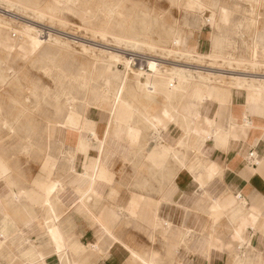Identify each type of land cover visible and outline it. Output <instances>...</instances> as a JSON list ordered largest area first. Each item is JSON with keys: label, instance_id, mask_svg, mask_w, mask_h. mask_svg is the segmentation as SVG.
Segmentation results:
<instances>
[{"label": "crops", "instance_id": "0c3cea01", "mask_svg": "<svg viewBox=\"0 0 264 264\" xmlns=\"http://www.w3.org/2000/svg\"><path fill=\"white\" fill-rule=\"evenodd\" d=\"M165 93L119 105L102 152L104 112L97 141L43 122L35 135L32 119L12 131L0 112V264H264V90Z\"/></svg>", "mask_w": 264, "mask_h": 264}, {"label": "bare ground", "instance_id": "6f19581e", "mask_svg": "<svg viewBox=\"0 0 264 264\" xmlns=\"http://www.w3.org/2000/svg\"><path fill=\"white\" fill-rule=\"evenodd\" d=\"M80 2L81 0H50L49 4L40 5L36 0H0V52L2 53V56L3 54H6L7 56H14L12 57L13 59L18 58L26 62L33 59L34 56L43 52L47 54L51 52L53 49H58L57 51H59L61 49H64L65 47L69 48V44H67V41L65 42L64 39H62L64 35L62 38L58 36H54L53 33L51 32L52 30L50 31L49 28L48 30H46L45 28L47 26L51 27L56 21L63 23V21L60 20L59 16L57 15V12L62 9V6L67 5L68 7H74L75 4ZM183 2L188 7V9L194 7L196 8H202L206 6L208 7V5H206V3L203 0H186ZM83 6L85 7L80 8V12H81L80 14L85 22H91L92 18L94 17V12L89 6L87 5H83ZM118 7H119L118 2H114L113 0L111 2L109 1V4L99 8V10L105 12L106 15L104 14L103 18L99 20L100 24L98 26L92 27L90 29V32L93 34V37L99 36L101 39H106L108 35L109 42H112L118 45L119 47L126 48L129 50L131 49L142 50V51L145 50V51L153 52L154 54L157 53L165 56L174 55L176 57L177 55L178 58L184 60L183 64H186L185 60L186 61L195 60L200 63L203 62L204 60H208L210 63H215L219 61L227 66H232L234 64L241 65L243 66V68L246 69L261 68V67L264 68V60L260 61L258 58L259 55L262 58H264V46L256 43L255 38L257 34L254 35L252 34L254 38L251 44L252 45L251 53H250L251 55L249 57H243V58H235L234 56L232 57L231 55H225L219 52L217 48L212 47L211 38L209 40L210 51H208L209 49L205 51L202 48V46L199 47V45L196 46L194 44L188 43L186 37H184L177 31L163 32L162 37L165 40L167 39V43H168V45L165 47L159 44L158 41L159 39L154 40L149 38L148 35L145 34L147 31L145 33L143 32L144 33L143 36V35L135 34L133 31L131 32L130 30L113 31L110 28L108 29L106 24L104 23L108 21L110 22V20L114 19L113 17L115 14L122 13V11L119 10ZM224 8L221 7V4L215 3L214 7L211 8L212 9L211 12L215 15L216 11L219 10V19L223 23H226L228 18H227V14L224 12L225 10ZM44 22L49 23L48 25L46 24L47 26L45 28H43L44 25L43 26L40 25L43 24ZM101 23L103 25H101ZM145 24L147 26L146 22ZM91 45L81 44L82 51L87 54L89 63L80 66L78 70L79 71L78 74L68 79L69 85L68 84L65 85L63 83V87L61 88L62 91L60 95L64 96L63 101L67 105L61 107L59 102V95H55V101H56L55 103H58L60 107L59 115H61V117H58L59 115L57 112V117L60 118V120H54L53 122H51L50 120L52 119H50L48 122H46L47 129L44 130H47L49 138H51L52 134L54 133L55 134L57 133L59 135L62 134L64 128L66 130H69L74 126H79V128H81L82 131H86L92 136V140H96L97 136L95 135V131L93 130V122H92L93 120L89 117H92L94 114L97 113L99 117L103 119L101 115L102 111L94 107L98 105L97 104L98 101L99 102L102 101V104L105 107L104 109H106V111L104 110V113H106V118L104 121L105 125L102 134L104 136H102V138L100 137L98 141L96 140L98 143L99 152H102L106 143L105 138L109 134V127L114 125L116 126V124H117L116 127L124 126L123 124L116 122L114 118L117 107L121 104L130 105L132 102H130L129 99L136 100V95L138 92L155 93L161 90L163 92H166L165 94L167 96L170 95L172 97L176 96L178 102L180 103L181 100L184 98V93L186 89L191 84H200V85L208 86L213 81L217 82L216 80L218 78L216 75L227 76L228 78H230L229 83L235 87L264 90V79L262 78L256 79L247 76H235L234 74H227L223 72L215 73L211 70L200 69V68L197 69L181 64L162 63L159 62L160 59L157 61L155 60L156 58L153 59L144 56L143 58L145 59V64L147 63L148 66L147 67L139 66L138 69L133 70L131 68V65L133 64V59L131 57L126 58L122 56L123 54L122 53L121 59H123L122 63L124 64L126 74L128 75L129 72L133 74L132 83H128V79L125 76L126 74H124L125 72L123 73V75H119L120 73L112 69V66L115 65L116 62L120 61L118 56L117 55L113 56L110 50L104 51V50L95 49ZM74 52L72 51V53ZM5 58L3 59L5 60ZM0 61H3L1 57H0ZM32 62L33 61H31V63ZM10 69H11L10 67L8 69L6 68L3 69V67H1L0 65V84L1 82H4L9 86L17 87L18 84L17 79L19 77L18 78L13 77L12 79L11 78L8 79L7 76L8 73L5 72L7 75L3 73L5 70H10ZM111 76H115V77H111ZM98 79L102 81L101 94H98L96 92L97 90L96 81ZM65 86H70L72 88H80L83 91L84 95L81 96V98H79L80 106L78 110L75 109V105H74L75 104L74 102L78 98L74 94H72V91L70 89L67 90L68 87ZM27 88L24 89L27 90ZM17 96L18 95H15L14 98L12 97L10 98L12 99L13 102H17L16 104L21 108L15 110V112L13 111V114H11L13 118L12 121L7 120V118L5 117L2 119V122L6 124L7 127H9L12 131L15 130V124L11 125L13 122L30 123L31 121V110L28 105L29 101L27 102L28 100L27 97H23L19 99ZM94 99L96 102L93 101ZM134 111L135 113H137L136 109H134ZM23 117H25V121L20 120ZM36 143L39 144V142ZM28 145L31 144L28 143ZM78 145H79V150L81 152H85L89 148V143L86 142H79ZM95 164L98 165L96 162ZM5 178L7 177L5 176Z\"/></svg>", "mask_w": 264, "mask_h": 264}, {"label": "rangeland", "instance_id": "374dc122", "mask_svg": "<svg viewBox=\"0 0 264 264\" xmlns=\"http://www.w3.org/2000/svg\"><path fill=\"white\" fill-rule=\"evenodd\" d=\"M36 1L40 5H46L50 3V0ZM109 1L111 2L113 0H81L80 3L75 4V6L73 5L74 7H68L67 5L62 6V9L57 12V15L59 16L60 20L63 21V23L56 21L51 27L47 26L49 24L47 22L40 24L41 26L44 25L43 28L47 26L45 28L46 30H48V28L50 31L52 30L51 32L54 36L62 38L64 35L62 39H64L65 42L67 41V44H69V48L65 47L64 49H61L59 51H57L58 49H53L47 54L43 52L36 55L39 59L34 56L33 59L26 62L18 58L13 59L12 57L14 56H7L6 54H3L2 56V53L0 52V57L4 61H0L1 67H3V69H8L9 67L11 68L10 70H5L3 73L5 75H7L6 73H8V79L19 77L17 79V82L18 84H20H17V87H15L1 82L0 99L1 101H6L8 107L10 106L9 102H11L12 104L11 109H0V112L3 114V116L9 115L11 112L13 113V111L15 110L13 106L16 105L17 109L19 108V106L16 104L17 102H13L10 98H14L15 95H18L17 97L19 99L27 97V102L29 101L28 105L31 110V119L33 122L35 135L37 132L43 131V121L45 124H47L46 122H48L50 119H52L50 120L51 122H53L54 120H60V118H58L61 117V115H59L60 107L58 103H55V95H59V102L61 107L67 105L63 101L64 96L60 95L63 83L65 85H69L68 79L78 74L80 66L89 63L87 54L82 51L81 44H92L91 46L95 49L104 51L110 50L113 56L117 55L120 61L116 62L115 65L112 66V69L120 73L119 75H123L124 72V74H126L124 64L122 63L123 59H121L122 56L126 58L131 57L133 59L134 65H131V68L133 70L138 69L139 66H148L147 63L145 64V59L143 58L144 56L153 59L156 58L155 60L157 61L160 59L159 62L162 63L181 64L197 69L200 68L211 70L215 73L225 72L237 75L259 77L264 76V68L262 67L246 69L241 65L234 64L232 66H227L219 61L210 63L208 60H204L201 63L195 60H185L186 64H183L184 60L178 58L177 55L176 57L174 55L165 56L157 53L154 54L153 52L145 50H129L119 47L112 42H109L108 35L106 39H101L99 36L93 37L90 29L92 27L98 26L100 24L99 20H101L105 14V12L100 11L99 8L109 4ZM183 1L186 0H114V2H118V8L122 11V13L115 14L113 17L114 19L104 24H106L108 29L110 28L113 31L130 30L135 34L143 36L147 31L145 34L148 35L149 38L154 40L159 39V44L165 47L168 45V43L167 39L165 40L162 37L164 31H177L181 35L186 37L188 43L194 45H197V41L201 37V44H199V47L202 46L205 51H207L208 49V51H210V44L207 36L212 33V35L216 37L217 35L221 37L222 42L218 48V51L225 55H231L232 57L234 56L235 58L249 57L251 55V44L254 38L253 35L257 34L258 36H264V0H219V2L218 0H203L206 5H208V7H194L191 9H188ZM215 3L221 4V7L223 8L226 6L224 8V12L227 14L228 18L226 23H223L219 19V10L216 11L215 15L211 12V8L214 7ZM83 5L89 6L94 12V17L92 18L91 22H85L80 14V8L85 7ZM143 20L147 23L148 27ZM101 25L103 24L101 23ZM71 50L75 52L72 53ZM3 58H5V60ZM258 58L260 61L264 60V58H262L260 55ZM31 61L33 62L31 63ZM11 66L13 67V69ZM125 76L128 79V83H132L133 74L129 72L128 75L126 74ZM216 76L218 78L216 80L217 82L213 81L212 83L230 85V78H228L227 76ZM65 87H68L67 90L70 89L72 91V94H74L78 98L74 102L75 104L73 103L75 105V109L78 110L80 106L79 98L84 95L83 91L80 88H72L70 86ZM96 87V92L98 94H101L102 81L100 79L96 81ZM24 88H27V90H25ZM142 94V92H138L136 98L137 96ZM93 101L96 102L95 99ZM173 102L176 103V100H173ZM97 104L98 105L94 107L102 111V113L104 112V110L106 111V109H104L105 107L103 106L102 101H98ZM149 104L152 107H158L159 104L165 106L161 96H157L156 98L151 99L149 101ZM57 112L59 115L58 117ZM20 120L25 121V117L21 118ZM21 123L22 122H20L19 124ZM34 142V147L36 148L38 144L36 142L38 141L34 140Z\"/></svg>", "mask_w": 264, "mask_h": 264}, {"label": "built area", "instance_id": "2783aa9c", "mask_svg": "<svg viewBox=\"0 0 264 264\" xmlns=\"http://www.w3.org/2000/svg\"><path fill=\"white\" fill-rule=\"evenodd\" d=\"M250 155H251V156L253 155L252 152L250 153Z\"/></svg>", "mask_w": 264, "mask_h": 264}]
</instances>
